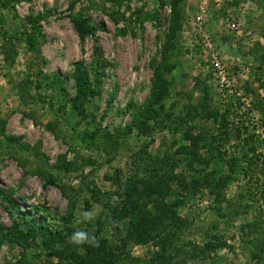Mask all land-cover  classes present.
Returning a JSON list of instances; mask_svg holds the SVG:
<instances>
[{
    "label": "rangeland",
    "instance_id": "374dc122",
    "mask_svg": "<svg viewBox=\"0 0 264 264\" xmlns=\"http://www.w3.org/2000/svg\"><path fill=\"white\" fill-rule=\"evenodd\" d=\"M74 2L0 0V188L16 206L9 208L0 198V235L20 228L24 217L33 222L46 217L47 225L63 217L76 231L120 246L109 211L121 205L124 185L139 181L154 162L172 155V144L183 132L216 134L223 114L226 123L247 127L264 163V0H182L181 29L169 57L173 69L165 75L169 97L164 110L142 132L124 138L116 134L145 101L160 62L170 0H82L71 8ZM79 9L81 19L99 27L96 41L77 35L72 16ZM136 13H156L158 19L136 18ZM37 16L33 26L28 18ZM33 27L37 31L30 46ZM95 46L100 94L76 112L68 102L75 96L74 64L81 63L91 76ZM54 74L58 81L52 82ZM204 98L207 113H215L217 120L188 113ZM93 132L97 135L91 139ZM107 134L117 136L114 150L106 146ZM234 145L231 140L226 150L233 152ZM49 176L54 183L47 182ZM247 180L229 185L227 196L242 192L239 185ZM255 183L253 190L264 179ZM207 199L182 210L193 222L184 240L198 244L221 237L229 246L211 254L212 264H254L239 234L248 217L227 225L220 220L214 228ZM256 207L264 209L260 203ZM91 210L95 218L84 221L82 213ZM41 242L25 247L7 235L0 244V264H18L22 255L25 263L20 264H67L71 238L52 250ZM125 245L131 258L144 261L155 251L133 241Z\"/></svg>",
    "mask_w": 264,
    "mask_h": 264
},
{
    "label": "trees",
    "instance_id": "16d2710c",
    "mask_svg": "<svg viewBox=\"0 0 264 264\" xmlns=\"http://www.w3.org/2000/svg\"><path fill=\"white\" fill-rule=\"evenodd\" d=\"M81 1L75 0L71 8L76 4L79 6ZM181 2L182 0L169 2L168 31L150 91L134 113L129 126L117 133V136L124 138L133 132H142L148 125L147 122L157 119L164 110V103L169 97V84L165 75L173 69L169 57L174 37L181 29ZM81 12L79 9L77 14L72 16L77 35L82 41L88 36L96 41V31L99 27L81 19ZM141 15L151 21L158 19L156 13L135 14L136 18H141ZM39 18L29 17L28 21L35 26ZM32 31L27 37L30 46L34 42L33 34L37 28L33 27ZM94 50L97 57L91 76L81 63L74 64L71 77L75 84V96L68 102L72 103L76 112H80L81 106L100 94L102 82V72L99 69L100 53L97 46ZM55 81H58L56 74L52 79V82ZM204 100L205 98L196 108H190L188 113L194 119L203 115L205 118L210 116L217 120L215 113H207V101ZM224 118V114L220 116L221 125L216 134L202 136L183 132L181 138L172 144L175 148L172 155L166 154L164 159L154 162V168L147 170L139 181H128L124 185L121 205L109 211L111 219L109 224L115 231V239L121 243L120 246L109 245L108 241L103 239H97L98 246L68 243L65 248L67 264H195L197 260L212 264L211 254L229 246L221 237L209 235L206 241L198 244L186 242L183 237L185 232L192 228L193 222L192 215H181L182 210L192 208L196 199L203 201L206 198L210 200L209 208L214 215V228H217L220 220L227 225L241 217H248L249 220L240 225V241L244 244L250 261H255L254 264H264V209L256 207L257 203H260L261 207L264 206V183L256 184L259 178L264 179L262 155L257 152L256 142L253 135L247 133V127L228 124ZM0 126V134H3V123H0ZM96 132L91 134V139L97 135ZM116 137L105 135V143L109 150H114L118 146ZM7 140L12 141L9 138ZM231 140L235 142L236 150L230 153L226 147ZM237 153L239 154L236 155ZM181 155L185 157L182 159ZM245 178H248L247 183L243 181L242 185H239L242 192L229 198L227 196L229 185ZM254 178L256 186L253 190ZM47 182L54 183V179L49 176ZM0 198L9 208L16 209L13 200L1 188ZM45 218L33 222L24 217L19 223L20 228L10 227L7 234L0 235V244L7 235L19 244H25V247L33 245L29 242L37 243L41 238V247L52 250L56 244H64L67 238H71L76 232L67 218H60L55 225H47ZM14 230H17L16 233ZM130 241L137 245H152L155 248L152 257L146 261L131 258L123 249L126 242ZM24 257L22 255V260ZM22 260L18 264L25 263Z\"/></svg>",
    "mask_w": 264,
    "mask_h": 264
},
{
    "label": "clouds",
    "instance_id": "9594fccd",
    "mask_svg": "<svg viewBox=\"0 0 264 264\" xmlns=\"http://www.w3.org/2000/svg\"><path fill=\"white\" fill-rule=\"evenodd\" d=\"M95 210L84 211L82 217L84 221H91L96 216ZM71 240L74 244L83 245L88 244L90 246H98V240L94 235L89 234L86 231H76L72 236Z\"/></svg>",
    "mask_w": 264,
    "mask_h": 264
}]
</instances>
